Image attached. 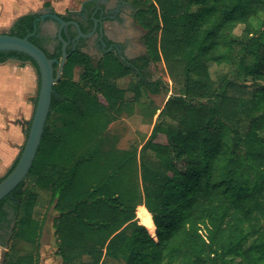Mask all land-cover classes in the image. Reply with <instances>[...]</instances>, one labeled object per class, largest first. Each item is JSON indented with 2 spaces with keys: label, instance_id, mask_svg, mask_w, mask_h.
<instances>
[{
  "label": "trees",
  "instance_id": "1",
  "mask_svg": "<svg viewBox=\"0 0 264 264\" xmlns=\"http://www.w3.org/2000/svg\"><path fill=\"white\" fill-rule=\"evenodd\" d=\"M132 4L146 54L123 59L111 51L95 60L82 51L81 39L69 44L54 84L26 180L50 193L56 253L65 263L80 264H226L228 257L264 264V0ZM37 18L20 16L9 33L29 36L57 60L56 73L62 42L57 39L49 52L51 36L40 34ZM78 22L90 31L92 21ZM68 34L66 40L76 37L74 26ZM10 59L35 66L39 93L36 61L22 52H0V64ZM160 63L174 91L153 111L158 115L149 137L139 151L107 148L111 123L144 94L163 89L147 74ZM211 63L236 72L213 79ZM53 114L63 119L60 128L51 126ZM26 180L0 202V229H11L0 242L8 248L2 264H40L43 221L35 216L38 194L28 193Z\"/></svg>",
  "mask_w": 264,
  "mask_h": 264
},
{
  "label": "rangeland",
  "instance_id": "2",
  "mask_svg": "<svg viewBox=\"0 0 264 264\" xmlns=\"http://www.w3.org/2000/svg\"><path fill=\"white\" fill-rule=\"evenodd\" d=\"M132 5V11H135V7L132 4V0H128ZM77 2L74 0L73 7L77 8ZM43 12V11H42ZM136 30L137 25H134ZM57 30L55 23H43L41 32L47 34L50 31ZM9 27H4L0 32H9ZM242 27H238L236 32L240 34ZM137 36L136 40L140 44L143 43L142 35ZM49 52L53 51V47L47 45ZM91 52L98 58L96 50L91 48ZM146 52H142L139 56L145 55ZM95 58V59H97ZM234 68V67H233ZM230 65H218L211 63L210 72L213 79H219L220 75L225 72H230L232 69ZM234 72L236 70L233 69ZM151 80L160 79L163 83V89L158 93L144 94L141 101L134 105H130L117 119H115L107 132V139L105 146L109 149H123V150H137L139 151L143 142L149 137L153 126L155 125L158 112L152 115L156 108L162 107L174 89L172 88V81L167 74L165 67L162 63L158 65H151L148 70ZM239 79L241 76L237 75ZM129 79L125 78L120 80L122 85H127ZM250 88H255V83L248 79ZM39 75L35 66L27 62L22 64L16 59H10L9 61L0 64V119L3 118L4 124L14 123L22 128V135L24 129H26L33 112L35 110V99L38 93ZM128 98H131L132 93L128 92ZM63 119L56 114L52 115L51 126L60 128L62 126ZM18 152L20 151L17 150ZM19 155V154H18ZM10 167H5L0 171V177L7 174ZM141 171V170H140ZM140 179V177H139ZM28 193L34 192L38 194L37 205L35 208V216L43 221V233L41 237V249H40V264H80L77 260L72 263H65L62 258L56 253L58 249L57 237L54 231V217L57 214L56 211L50 207V193L41 190L33 179H27L25 185ZM10 213V219H15L14 208L8 206ZM12 222V225H13ZM7 231L8 228L4 227ZM11 229H9V232ZM9 237L7 238L8 242ZM7 246H0V264H2L3 256L7 250ZM238 258L228 257L226 264H237Z\"/></svg>",
  "mask_w": 264,
  "mask_h": 264
},
{
  "label": "crops",
  "instance_id": "3",
  "mask_svg": "<svg viewBox=\"0 0 264 264\" xmlns=\"http://www.w3.org/2000/svg\"><path fill=\"white\" fill-rule=\"evenodd\" d=\"M77 8L73 7L74 0H0V30L4 27L13 25L14 21L20 16L28 13H38L40 16L44 15L46 18L41 20V28L43 23H55L56 21L49 17V14L72 15L86 11L88 5L100 4L102 13L107 15L104 21V29L106 36L115 42L121 44L124 48L125 55L128 58L138 57L142 52H146L144 43L136 41L137 36L143 31V28L138 26L135 22L132 5L128 0H75ZM43 11V12H42ZM79 16H82L79 14ZM134 25L138 28H134ZM58 27V26H57ZM68 33V27L63 30ZM49 33V32H48ZM58 31H54L53 36H57ZM63 34V33H62ZM91 36V35H90ZM89 37L88 43L93 46L96 35ZM87 38V37H86ZM90 55L91 47L84 49ZM98 60V59H96ZM26 141V131L24 129L22 135V128L14 123L4 124L3 118L0 119V171L3 168L12 167L21 149ZM20 151L18 152L17 150ZM19 154V155H18ZM2 178V177H0Z\"/></svg>",
  "mask_w": 264,
  "mask_h": 264
},
{
  "label": "water",
  "instance_id": "4",
  "mask_svg": "<svg viewBox=\"0 0 264 264\" xmlns=\"http://www.w3.org/2000/svg\"><path fill=\"white\" fill-rule=\"evenodd\" d=\"M49 17L53 18L56 23H59L57 37L62 42V58L59 61V68L56 73L54 64L57 60L48 57L46 52L41 47L30 41L29 36L19 37L17 35L10 34L9 32H0V52L18 51L25 53L36 61L40 72L39 93L30 129L15 167L0 181V202L9 196L13 190L26 180L37 156L43 138L45 125L51 110L54 84L61 79L63 69L69 55L68 46L70 42L63 37V30L69 25L75 26L78 32L77 38H86L93 33H84L77 20L65 21L59 15L53 13L49 14ZM45 18L46 17L42 15L40 18L36 19V22ZM95 29L96 24L94 31ZM37 30L38 28L36 26L33 34H36Z\"/></svg>",
  "mask_w": 264,
  "mask_h": 264
},
{
  "label": "flooded vegetation",
  "instance_id": "5",
  "mask_svg": "<svg viewBox=\"0 0 264 264\" xmlns=\"http://www.w3.org/2000/svg\"><path fill=\"white\" fill-rule=\"evenodd\" d=\"M101 7L102 6L100 4H95V6H93V5L89 6L88 5V8L85 9L86 11L78 13V14L70 15L71 20H77V21L79 20L81 23H84L85 25H87L90 21H92V25H91L90 31L85 32V33L88 34V33H92L93 32L91 36L96 35L95 38H94L93 46L90 43H88L89 37H87V38H82V37L81 38H77L78 32H77L76 37L73 40L68 39V41L70 43H73L74 45H77V44H80L81 39H85L86 45H85V47L82 48V51L85 52L84 49H86L87 47H89V49H90V47L94 48L96 50V54L99 55V56L97 58L96 55H90L89 54L93 59H95V58L100 59L105 53H108V52H111V51H116L117 53H119L122 56L123 59H127L128 57L125 55L124 48H122L123 46H121V44H115V42L110 40L105 34L104 21H105V17L107 15H104L102 13V10H101L102 8ZM79 14L82 15V16H79ZM66 21H70V20H66ZM95 24H96V29L94 31ZM56 25L58 26L56 31H58L59 23H56ZM69 26H71V25H69ZM69 26H68V28H69ZM39 29H40V34H43L41 32V23H40ZM101 32H102V35H101ZM50 33H53V31L52 32L50 31ZM65 34H67L68 37H69L68 33H65ZM43 35L51 36L50 37L51 41H50V43L48 45L52 46L53 50H54L55 47L58 45L57 39H59V38L57 36L56 37L53 36L52 34L50 35L49 33L43 34ZM91 36H90V38H92ZM85 53H87V52H85ZM7 232H9V229L7 231L4 229V227L2 229H0V242L3 241V239H4L3 235H5V233H7ZM8 237L9 236H7V238ZM1 245L2 244L0 243V246Z\"/></svg>",
  "mask_w": 264,
  "mask_h": 264
}]
</instances>
